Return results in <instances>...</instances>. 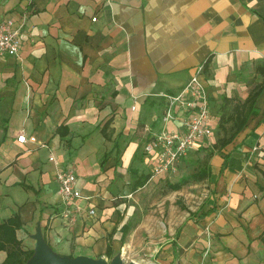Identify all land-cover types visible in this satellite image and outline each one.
<instances>
[{"label":"crops","instance_id":"0c3cea01","mask_svg":"<svg viewBox=\"0 0 264 264\" xmlns=\"http://www.w3.org/2000/svg\"><path fill=\"white\" fill-rule=\"evenodd\" d=\"M5 20L22 30L17 55L0 58V225L18 218L22 252L39 232L68 258L264 264V0H0ZM201 64L217 147L207 137L152 176L145 144L175 129L161 122L164 95ZM57 167L72 170L80 199L65 203ZM156 178L192 208L142 212Z\"/></svg>","mask_w":264,"mask_h":264},{"label":"built area","instance_id":"2783aa9c","mask_svg":"<svg viewBox=\"0 0 264 264\" xmlns=\"http://www.w3.org/2000/svg\"><path fill=\"white\" fill-rule=\"evenodd\" d=\"M94 20L95 18H92V21ZM21 30L22 24L14 27L11 20L0 21V58L17 55ZM203 69L204 64L194 69L187 85L178 95H164L166 103L161 122L164 126L173 124L175 129L170 131L164 128L151 136L145 144V152L151 154L154 161L151 168L152 176L174 171L195 145L212 133L209 123V98L201 82ZM28 140L34 142V138ZM16 141L24 143V135L18 136ZM49 160L54 162L52 157H49ZM55 178L65 203L81 198L77 179L72 170L57 167ZM88 214L94 216L95 212L90 209ZM63 216L67 218L68 214L65 213Z\"/></svg>","mask_w":264,"mask_h":264},{"label":"trees","instance_id":"16d2710c","mask_svg":"<svg viewBox=\"0 0 264 264\" xmlns=\"http://www.w3.org/2000/svg\"><path fill=\"white\" fill-rule=\"evenodd\" d=\"M257 90L250 93L244 102V104L248 105L249 109L245 111L243 109L236 110L234 112V117L228 118L229 120L233 121L230 127L231 133L226 138H223L218 141L220 147H224L229 144L242 128L244 124V119L246 115L250 112L251 104L253 103V100L257 94ZM241 113H243V115H241ZM191 178L197 179L196 174L191 176ZM188 180L189 179H187V177L182 178L179 180V183L177 185L171 187L176 190L182 185L186 184ZM19 226L20 223L16 216L7 221L5 224L0 225V250H5L7 253L6 259L1 264H25L33 254V251L22 252L19 247L18 241L14 238V228H19Z\"/></svg>","mask_w":264,"mask_h":264},{"label":"rangeland","instance_id":"374dc122","mask_svg":"<svg viewBox=\"0 0 264 264\" xmlns=\"http://www.w3.org/2000/svg\"><path fill=\"white\" fill-rule=\"evenodd\" d=\"M228 127L229 126H226L225 128H228ZM209 137H210V140H209L210 145L208 146L207 149L212 148V150H215L217 147V139H216L217 135H215V131ZM187 179H189V177H187ZM155 180L158 181L157 184H155L153 187H149L142 194L144 197L143 204L141 206L142 212L151 213L152 210L156 211V210H159L160 207H163L164 211L162 210V213H163L164 218H166L167 213L168 211L171 210L172 206L179 208L181 212L188 211V208H192L191 207L192 202L196 201L195 198H192V199L189 198V200L184 199L182 195L178 196L173 192V190L169 187L170 184L168 185V183L166 184L162 183L161 186H159V183L163 181L159 178H156ZM190 183H192V181ZM154 215L156 216V214ZM110 261L108 263H110ZM130 263L138 264L134 262L133 259H130L127 256H124V258H122V264H130Z\"/></svg>","mask_w":264,"mask_h":264},{"label":"water","instance_id":"95a60500","mask_svg":"<svg viewBox=\"0 0 264 264\" xmlns=\"http://www.w3.org/2000/svg\"><path fill=\"white\" fill-rule=\"evenodd\" d=\"M35 245L33 254L25 264H122L119 255L115 256L110 263L102 259H92L83 256L74 258L62 257L53 254L42 242L39 232L34 237ZM134 264V263H130Z\"/></svg>","mask_w":264,"mask_h":264}]
</instances>
